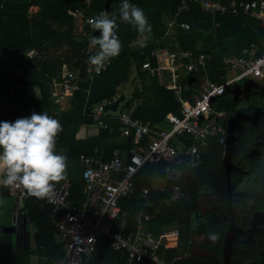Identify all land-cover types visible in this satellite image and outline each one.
<instances>
[{"label":"trees","instance_id":"obj_1","mask_svg":"<svg viewBox=\"0 0 264 264\" xmlns=\"http://www.w3.org/2000/svg\"><path fill=\"white\" fill-rule=\"evenodd\" d=\"M217 1L227 4L231 0ZM121 3L122 0H90L89 5L85 0H0V121L30 117L33 111L47 112L60 121L63 131L57 137L56 150L68 158L66 178L71 182L70 199H82L79 154L92 152L101 140L118 133L116 126L113 133L101 130L96 137L77 138L81 126L92 124L89 115L92 106L120 93L119 89L130 81L136 85L132 99H139L135 117L159 127L168 113H178L180 103L171 92L141 68L153 48L171 38L172 50L178 46L206 54L211 79L222 83L224 59L238 54L243 46L259 41L264 35V28L245 14L218 15L212 20L199 4L188 2L169 37L166 23L180 0H130L144 11L152 27L147 45L129 49L128 44L140 35L132 25L118 20L122 52L110 61L107 70L94 75L89 83L85 67L89 57L98 50L90 47V38L98 36L99 31L84 24V35L76 34L72 12L85 8L89 17L95 18L105 11L110 17L114 14L118 17ZM32 6L37 9L30 11ZM183 21L190 24L188 30L178 26ZM76 36H83V42H75ZM30 51H33L31 58L27 56ZM63 66L76 73L80 88L72 93L64 108H59L52 104L47 89ZM200 78L198 73H192L185 83L195 89ZM248 83L244 88L236 84L228 86L224 95L214 102L227 113L222 122L228 135L225 144H220L218 137L210 138L201 164L177 179L168 177L164 162L144 164L135 176L136 193L121 203V213H125L128 226L124 231L134 229L133 217L141 209L150 215L158 214L164 224L176 222L177 244L158 251L166 262L264 264V84L251 88ZM180 138L186 146L189 144V136ZM126 145L132 147V136L127 137ZM177 166L184 168L182 163ZM173 184L188 190V201L177 199L155 213ZM144 187L149 189L145 199L138 196ZM5 198H9L7 188L0 185V200ZM205 202L210 207L203 213L201 206ZM22 211L20 224L25 217L33 245L28 250L20 241L14 245L13 235L1 232L0 264H54L63 252L53 239L52 207L34 196L23 202ZM193 214L195 227L191 225ZM116 223L118 226L119 222ZM211 233L218 234L216 242L208 238ZM198 242L207 255L191 250ZM182 249L188 255H183ZM84 262L126 264V257L103 245L98 254L86 257ZM132 264L152 262L144 258Z\"/></svg>","mask_w":264,"mask_h":264},{"label":"built area","instance_id":"obj_2","mask_svg":"<svg viewBox=\"0 0 264 264\" xmlns=\"http://www.w3.org/2000/svg\"><path fill=\"white\" fill-rule=\"evenodd\" d=\"M188 2L199 4L211 17L243 13L254 17L264 27V0H232L228 4L217 0H180V5L166 23V34L169 37L177 25V18L186 10ZM85 3L89 5L90 0H85ZM85 10L76 9L72 16L75 20H83L84 24H90L89 21L93 17L86 16ZM178 26L183 30L190 28V24L184 21L179 22ZM141 39L140 36L134 38L128 44V48H136ZM170 47L171 41L150 51V56L155 59L156 64H152L149 57L141 63L142 70L154 77L159 86L171 91L175 99L181 103L179 114H168L165 117L164 123L168 128H160L152 125L150 121L135 117L134 112L139 100L136 98L130 100L124 109L117 112L116 131L125 138L132 136L133 146L128 150L113 148L108 160L102 157V151L98 147L90 153H80L78 160L82 166V199L69 198L71 182L68 178L57 183L53 193L43 199L45 204L52 207L54 243L61 245L63 252L54 264H85L84 259L98 254L103 245H107L118 255L125 256L127 264L144 258L153 264H175L172 261L166 262L158 253L160 239L147 229L145 221L150 215L142 209L133 217L134 229L124 231L127 226L126 215L121 213V203L136 193L135 176L144 164L164 162L166 173L179 178L180 174H185L201 164L203 149L207 148L210 138L218 137L220 144L225 143L222 122L226 119L227 113L224 109L216 107L214 102L223 96L226 88L234 85L236 80H247L252 73L264 70V36L259 41L243 46L238 54L225 58L226 68L234 75L222 83L210 79L207 72L209 57L206 54L195 53L178 46L172 50ZM32 52L30 51L27 56ZM139 53L143 55V51ZM109 64L110 62L100 73L107 70ZM200 71L204 79L199 89L190 96L182 95L183 78ZM85 73L90 82L93 76L97 75L89 62L86 64ZM79 88L76 73L63 66L58 77L49 82L47 92L52 103L61 108ZM117 97L118 94L110 99H104L90 109L89 115L98 128L114 130L105 120L107 111L104 107L114 102ZM183 135L190 137L186 147L172 140ZM181 163L184 168L177 166ZM6 188L9 197L16 202L14 217L20 223L23 202L34 196L22 186ZM148 191V188L144 187L138 195L145 199ZM177 199L188 200L189 192L181 185L173 184L169 188L168 196L159 203L158 210L169 206ZM182 254L188 255L187 251Z\"/></svg>","mask_w":264,"mask_h":264},{"label":"clouds","instance_id":"obj_3","mask_svg":"<svg viewBox=\"0 0 264 264\" xmlns=\"http://www.w3.org/2000/svg\"><path fill=\"white\" fill-rule=\"evenodd\" d=\"M118 20L137 30L142 47L151 35L147 16L130 0H122L118 17L115 14L110 17L106 11L99 13L89 21L91 28L99 31L98 36L90 38V47L98 50L89 57L97 74L122 52ZM62 131L60 121L47 112L33 111L30 117L0 121V185L22 186L38 199L49 197L55 185L67 175L68 158L56 150L57 137ZM208 238L216 242L219 237L211 233Z\"/></svg>","mask_w":264,"mask_h":264},{"label":"crops","instance_id":"obj_4","mask_svg":"<svg viewBox=\"0 0 264 264\" xmlns=\"http://www.w3.org/2000/svg\"><path fill=\"white\" fill-rule=\"evenodd\" d=\"M232 1V0H231ZM243 1H248V0H243ZM230 2V1H229ZM228 2V3H229ZM227 3V4H228ZM197 4V3H196ZM200 6V5H199ZM37 9V7H34V6H32L31 8H30V11H35ZM202 9V8H201ZM203 11V10H202ZM207 14V13H206ZM241 14V13H240ZM243 14V13H242ZM208 15V14H207ZM225 15H227V14H225ZM231 15V14H230ZM237 15V14H236ZM245 15H247V14H245ZM210 16V15H209ZM218 16V15H217ZM248 16V18H251L258 26H260V27H262L261 26V24H260V22L259 21H257L254 17H252V16H250V15H247ZM211 17V16H210ZM216 17H211V19L212 20H214ZM217 25H218V23H217ZM264 28V27H263ZM264 36V35H263ZM165 43H170V39L169 40H167ZM177 47V46H176ZM145 55V53L143 52V56ZM146 57H149V59H150V61L153 59L154 60V63H152V61H151V63L152 64H156V61H155V59L153 58V57H151L150 56V53H149V55L148 56H146ZM145 57V58H146ZM145 60V59H144ZM209 60V59H208ZM225 60V59H224ZM224 64H225V62H224ZM207 65H208V62H207ZM225 69H226V65H225V67H224ZM207 72H208V74H209V77H210V79H211V76H210V72H209V70H208V66H207ZM59 73H60V71H59ZM59 73H58V75H59ZM198 74L200 75V82L198 83H196V86H195V89H193V88H190V86L188 85V84H186L185 83V79L187 78V76H185L184 78H183V80H182V84H183V91H182V95H184V96H190V95H192L193 93H195L198 89H199V85H201V83L203 82V79H204V77H203V73H202V71H200V72H198ZM58 75L56 76V78L58 77ZM131 79H132V77H131ZM86 80H88V78H87V75H86ZM134 80V79H133ZM89 81V80H88ZM226 81V79H225V72L223 73V82H225ZM137 82V81H136ZM217 82V81H216ZM89 83H91L90 81H89ZM49 84V83H48ZM133 87H132V91H131V93H130V98H129V100H127L126 102H128V101H130L131 99H132V94H133V91H134V89H135V84L134 85H132ZM137 87L138 88H140V84L139 83H137ZM164 88V87H163ZM166 90H168V89H166ZM87 91V90H86ZM169 91V90H168ZM88 92V91H87ZM171 92V91H170ZM118 94V96H120V95H123L124 96V94L122 93V94H120V93H117ZM171 95L173 96V94L171 93ZM49 97H50V95H49ZM71 97V96H70ZM173 98L175 99V97L173 96ZM50 99H51V97H50ZM70 99V98H69ZM68 99V100H69ZM136 99H138V98H136ZM68 100H67V102H68ZM124 100H125V96H124ZM139 100V99H138ZM176 101H178L177 99H175ZM52 101V100H51ZM66 102V103H67ZM125 102V103H126ZM179 102V101H178ZM66 103L61 107V108H64V106L66 105ZM125 103H124V105H123V107H122V109H124L125 107ZM180 103V102H179ZM53 104V103H52ZM181 104V103H180ZM54 105V104H53ZM119 105H120V103L118 104V107H117V110H116V112H118V109H119ZM57 106V105H56ZM59 107V106H58ZM60 108V107H59ZM122 109H120V110H122ZM180 110V109H179ZM109 111H111V110H109ZM108 110H107V112H106V116H105V120L107 121V123L110 125V127H116V126H118V121H117V119H116V115H117V113L116 114H111V113H108L109 112ZM111 112H113V111H111ZM168 114H179V111H178V113H168ZM167 114V115H168ZM166 115V116H167ZM140 119V118H139ZM142 120V119H141ZM109 121V122H108ZM146 121V120H145ZM147 121H149V120H147ZM225 121V120H224ZM159 127L160 128H168V126H167V124H165L164 123V121H163V125L162 126H160L159 125ZM114 129V128H113ZM101 130H103V129H100V128H98L96 125H95V123H93V121H92V124H88V125H83V126H81L80 128H79V130H78V132H77V138H79V139H86V138H92V137H96V136H98V134H99V132L101 131ZM115 130H113V131H109L110 133H113ZM225 131V130H224ZM225 136H226V134H225ZM126 140H127V138H125V137H123V136H121L119 133H116L115 135H110V136H108L107 138H105V139H103V140H101V142L98 144V146H96V147H98V148H100V150L102 151V157L104 158V159H106V160H108L109 158H110V156H111V151H112V149L113 148H116V147H118V148H125L126 150H128L129 148L127 147V145H126ZM209 141V140H208ZM175 142L176 143H178L179 145H182V146H185L186 147V145H185V143H184V141H183V139L182 138H176L175 139ZM225 142H226V137H225ZM225 144V143H224ZM133 146V145H132ZM208 147V146H207ZM95 148V147H94ZM206 149V148H205ZM205 149H203L204 151H205ZM168 177H170V178H174V179H177V177L176 176H172V175H168ZM161 185H164V182H162L161 181ZM149 190V189H148ZM139 196V195H138ZM10 198V197H9ZM141 198V197H140ZM185 201H188V200H185ZM171 205V204H170ZM221 206V204L218 206V207H220ZM209 207H210V205L208 204V203H203V205L201 206V211L203 212V213H205V212H207L208 210H209ZM15 208H16V202L14 201V206H13V211L15 210ZM162 210V209H161ZM160 210H158V207H156V210H155V213L156 212H159ZM148 215H150V214H148ZM14 216V215H13ZM13 216H12V219H13ZM125 220H126V217H125ZM133 221V220H132ZM127 223V222H126ZM134 224V223H133ZM145 224H146V226H147V229L149 230V231H151L154 235H155V237H159V239H160V248L161 247H163L164 249L165 248H168V247H174L176 244H177V224H176V222H171V223H169V224H164V223H162L161 222V219H160V217L158 216V214H151L150 216H148V219L145 221ZM10 225V224H9ZM191 225H192V227H195L196 226V217H195V215L193 214L192 216H191ZM8 226V225H7ZM5 227V226H4ZM128 226H126V228H127ZM125 228V229H126ZM3 229V228H2ZM27 230L30 232V239H31V230L30 229H28V225H27ZM131 231V230H130ZM126 232H129L128 230H126ZM1 233V232H0ZM3 233V232H2ZM53 239H54V234H53ZM197 240H199V241H201L202 240V238L201 239H197ZM159 248V249H160ZM194 250V251H198V252H201V253H199V255H207V253H205V252H202V249L200 248V246H199V242L198 243H196V244H194V245H192V247H191V250ZM159 251V250H158ZM185 250L184 249H182L181 250V253L182 252H184ZM193 251V252H194ZM159 253V252H158ZM160 254V253H159ZM161 255V254H160ZM162 257H163V259L165 260V258H164V256L163 255H161ZM166 261V260H165ZM134 262H136V261H134ZM168 262V261H167ZM171 262V261H170ZM33 264H36L35 262L33 263ZM126 264H127V259H126ZM153 264V263H152Z\"/></svg>","mask_w":264,"mask_h":264},{"label":"rangeland","instance_id":"obj_5","mask_svg":"<svg viewBox=\"0 0 264 264\" xmlns=\"http://www.w3.org/2000/svg\"><path fill=\"white\" fill-rule=\"evenodd\" d=\"M75 33L76 34H83V27H84V23L83 20H75ZM234 74L228 69H225V79L228 80L229 78H231ZM249 82L248 84H250L251 88L254 87H260L264 84V70L261 71L260 73L258 72H254L249 76L248 81L245 80H236L234 82V84H236L239 88H244V85ZM132 85L130 84V81L125 83L124 86L122 88L119 89V92L123 93L125 96V100L120 102L119 105V109H122L124 103L129 100L130 98V93L132 91ZM108 113L111 114H116V111H109ZM226 138H228V135L226 136ZM172 140L175 141L174 138H172ZM13 206H14V200L12 198H5V199H1L0 200V232H2V228L4 226H7L9 224L12 223V216L14 215V211H13ZM28 229H30V227L28 226ZM13 235V241H14V245H16V238H15V234H11ZM30 245H33L32 240L30 239ZM35 260V259H34Z\"/></svg>","mask_w":264,"mask_h":264},{"label":"water","instance_id":"obj_6","mask_svg":"<svg viewBox=\"0 0 264 264\" xmlns=\"http://www.w3.org/2000/svg\"><path fill=\"white\" fill-rule=\"evenodd\" d=\"M84 37L83 36H76L74 37V41L77 43H81L83 42ZM124 100V96L120 95L117 97V99L112 102L109 105H106L104 107V110H111V111H116L118 104ZM207 138H204V140H206ZM2 232L4 234H15V238H16V244L21 243V246L25 249H29L30 247V232L27 230V221L26 218H23L22 223L20 224L18 220L15 219V217L13 216L12 219V223L8 226L3 227ZM192 251H194L192 249ZM195 254H199L201 252L198 251H194Z\"/></svg>","mask_w":264,"mask_h":264}]
</instances>
